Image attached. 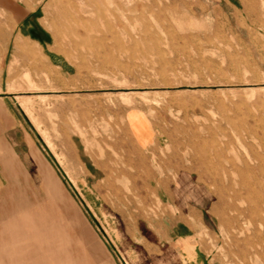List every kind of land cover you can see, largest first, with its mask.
Instances as JSON below:
<instances>
[{"label": "rangeland", "instance_id": "1", "mask_svg": "<svg viewBox=\"0 0 264 264\" xmlns=\"http://www.w3.org/2000/svg\"><path fill=\"white\" fill-rule=\"evenodd\" d=\"M263 143L264 0H0L1 216L53 229L41 251L179 264L161 229L199 220L195 264H264L259 171L234 169Z\"/></svg>", "mask_w": 264, "mask_h": 264}, {"label": "crops", "instance_id": "2", "mask_svg": "<svg viewBox=\"0 0 264 264\" xmlns=\"http://www.w3.org/2000/svg\"><path fill=\"white\" fill-rule=\"evenodd\" d=\"M138 122L130 121L129 127L138 146L144 149L149 147L150 144L147 137L149 131L146 129V125H141ZM191 193L189 199L187 198V192L179 195L172 193L173 202L170 207L173 208L172 210L175 213L186 214L187 217H190V215L198 212L199 207H203L204 199L199 194ZM6 211L7 207H0V264H56V256L61 254V251L63 255L62 264H86L87 255H81V250H79V255H71L70 247L68 248L69 244L66 243L65 238L63 242L58 243L59 252L56 253L55 245L57 244L52 243L53 247H50L49 241L56 235L53 229L46 227V229L39 231L33 226L34 223L37 224L33 216H29L30 219L28 216L24 217L23 215H20L19 218L16 217L14 220L4 219L1 213ZM20 211L23 212V210ZM180 221V223H171L170 227L169 224H166L165 229H161L160 243L165 246L166 251H168L169 246L174 249L175 256L180 260L179 264H195L201 259L200 245L197 241V235L194 233L195 228L199 227V220L195 223ZM180 228L188 229L193 234L185 236V231H180ZM169 232L171 237L168 236ZM40 235H46L49 242L42 243L44 245L43 251H41L40 240L38 239ZM86 240L84 243L88 246ZM51 250H53V255L45 256ZM73 259L75 262L78 260V263H73Z\"/></svg>", "mask_w": 264, "mask_h": 264}, {"label": "bare ground", "instance_id": "3", "mask_svg": "<svg viewBox=\"0 0 264 264\" xmlns=\"http://www.w3.org/2000/svg\"><path fill=\"white\" fill-rule=\"evenodd\" d=\"M242 146L244 148H246L247 156H246V158H242L241 164L235 165L234 169L239 173V175H241V177L243 178V180H241V181H243V183H244V185H246V187H249V184L247 183L246 178H244V176H243L244 173L245 172L259 171V174L255 176L254 184L256 185V187L258 189L257 197H258V200L261 202L260 205L262 204L264 206V155H263L264 143L261 145V148L263 150L262 152L254 150L253 146H251V145L243 144ZM232 163H234V162H232Z\"/></svg>", "mask_w": 264, "mask_h": 264}]
</instances>
